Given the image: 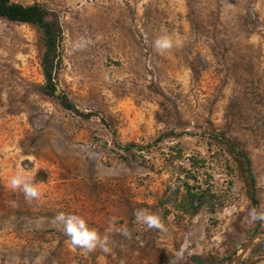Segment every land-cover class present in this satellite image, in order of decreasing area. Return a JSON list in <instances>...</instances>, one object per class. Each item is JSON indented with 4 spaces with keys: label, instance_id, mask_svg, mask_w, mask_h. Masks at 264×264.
<instances>
[{
    "label": "rangeland",
    "instance_id": "obj_1",
    "mask_svg": "<svg viewBox=\"0 0 264 264\" xmlns=\"http://www.w3.org/2000/svg\"><path fill=\"white\" fill-rule=\"evenodd\" d=\"M10 1L59 23L55 96L75 112L44 92L38 29L0 18V264H229L264 233L236 155L264 212V0ZM165 34L179 44L157 52ZM16 173L38 198L8 186ZM61 212L109 251L73 249ZM237 264H264V239Z\"/></svg>",
    "mask_w": 264,
    "mask_h": 264
},
{
    "label": "trees",
    "instance_id": "obj_2",
    "mask_svg": "<svg viewBox=\"0 0 264 264\" xmlns=\"http://www.w3.org/2000/svg\"><path fill=\"white\" fill-rule=\"evenodd\" d=\"M49 12L39 4H32L29 6H22L20 4L12 3L10 0H0V18L9 22L29 24L38 29L41 34L44 52L41 58V68L44 78V92L50 97L56 94L55 89V72L59 66V45L61 43L62 32L59 23L54 20L48 19ZM59 101L62 108L68 111L75 112V107L68 100L65 95L55 96ZM231 145V143H229ZM236 155L241 157L243 165L245 166L246 173L249 180V201L252 209L257 212V200L254 195V178L250 169V162L245 154L237 152ZM186 197L190 207V213L195 214L198 208L202 205V200L199 199L197 194H190L187 190ZM256 225L260 224V220L255 221Z\"/></svg>",
    "mask_w": 264,
    "mask_h": 264
},
{
    "label": "clouds",
    "instance_id": "obj_3",
    "mask_svg": "<svg viewBox=\"0 0 264 264\" xmlns=\"http://www.w3.org/2000/svg\"><path fill=\"white\" fill-rule=\"evenodd\" d=\"M84 43V41H81L80 46L82 47ZM174 43L178 45L179 41H173L166 34L158 36L152 42L157 52L170 49ZM8 186L12 190L19 188L23 192L25 200L35 199L40 196L37 188L32 185L30 178L20 173H16L9 178ZM133 215L137 223L144 225L148 229L164 230L159 218L153 214H149L144 209L134 211ZM248 216L250 221H264V212H257L255 209H250ZM54 221L60 227V230L73 249H80L84 253L91 252L96 248H100L103 252L109 251L107 247V235L99 236L95 230L89 229L84 219L80 216L61 212L55 215ZM113 231H118L125 237L129 235L126 229L117 228L114 219H110L105 232L111 233Z\"/></svg>",
    "mask_w": 264,
    "mask_h": 264
},
{
    "label": "water",
    "instance_id": "obj_4",
    "mask_svg": "<svg viewBox=\"0 0 264 264\" xmlns=\"http://www.w3.org/2000/svg\"><path fill=\"white\" fill-rule=\"evenodd\" d=\"M260 239H264V233H255L251 236V238L243 245L241 251L239 252V254H237L235 256V258L231 261V263L229 264H237L242 256L244 255V253L252 246V244L256 241V240H260Z\"/></svg>",
    "mask_w": 264,
    "mask_h": 264
}]
</instances>
